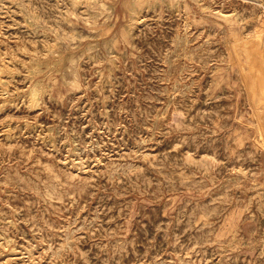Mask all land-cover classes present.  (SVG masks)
Instances as JSON below:
<instances>
[{"label":"rangeland","instance_id":"rangeland-1","mask_svg":"<svg viewBox=\"0 0 264 264\" xmlns=\"http://www.w3.org/2000/svg\"><path fill=\"white\" fill-rule=\"evenodd\" d=\"M0 264H264V0H0Z\"/></svg>","mask_w":264,"mask_h":264},{"label":"bare ground","instance_id":"bare-ground-1","mask_svg":"<svg viewBox=\"0 0 264 264\" xmlns=\"http://www.w3.org/2000/svg\"><path fill=\"white\" fill-rule=\"evenodd\" d=\"M133 18V17H132Z\"/></svg>","mask_w":264,"mask_h":264}]
</instances>
